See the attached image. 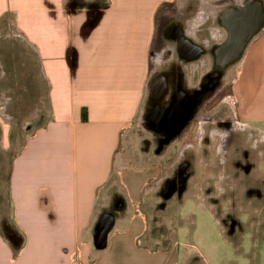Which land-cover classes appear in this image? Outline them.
<instances>
[{
    "label": "crops",
    "instance_id": "1",
    "mask_svg": "<svg viewBox=\"0 0 264 264\" xmlns=\"http://www.w3.org/2000/svg\"><path fill=\"white\" fill-rule=\"evenodd\" d=\"M193 1L0 0V82L30 77L47 99L44 123L20 134L8 165L14 101L0 90V264H71L77 251L82 264L173 263L171 250H149L143 211L160 166H124L117 152L123 133L174 93L170 77L193 88L206 56L225 70L234 33L252 36L234 61L235 106L226 102L264 144V0ZM178 37L205 51L201 60L183 56Z\"/></svg>",
    "mask_w": 264,
    "mask_h": 264
},
{
    "label": "rangeland",
    "instance_id": "2",
    "mask_svg": "<svg viewBox=\"0 0 264 264\" xmlns=\"http://www.w3.org/2000/svg\"><path fill=\"white\" fill-rule=\"evenodd\" d=\"M188 2L193 6V0ZM193 11H185L184 19L191 17ZM167 13L168 20H175L174 9ZM202 16L204 14L199 17ZM160 23L158 20L157 30ZM207 57L206 66L198 77L200 92L208 93L201 111H209L223 99L224 103L235 106L232 83L237 66L233 64L217 71L220 80L211 82L213 86L220 85L213 92L208 86H202L206 73L218 70ZM34 84L30 77H6L0 82V90L11 89L9 97L14 101L8 110L14 117L10 124L8 165L21 144L17 142L20 134L27 136L46 119L41 102H47L44 88L41 86L38 93ZM16 96L22 98L15 102ZM36 107L39 108L36 118L24 123L22 128L21 118H29ZM144 118L145 114L123 133L117 153L124 166L149 170L159 165L160 178L167 176L160 183H149L146 187L148 193L151 192L142 210L149 219V250H171L174 260L170 263L169 256V264H264V144L261 136L257 132L242 131L234 112L225 105L211 117L215 123L211 129L215 128L222 138L211 141L205 137L198 148L184 151L182 148L189 141L184 140L189 138L192 127L182 139L178 136L172 139V135L162 138L156 131L155 135L149 134L146 125L141 124ZM198 131L201 129L196 133ZM180 152L183 155L179 159ZM1 185L3 188V182ZM151 187L153 190L148 189ZM10 229V216H7L9 235ZM153 260L151 258L149 263L156 264Z\"/></svg>",
    "mask_w": 264,
    "mask_h": 264
},
{
    "label": "flooded vegetation",
    "instance_id": "3",
    "mask_svg": "<svg viewBox=\"0 0 264 264\" xmlns=\"http://www.w3.org/2000/svg\"><path fill=\"white\" fill-rule=\"evenodd\" d=\"M173 29L170 27V29L167 32V36L175 37L177 38L176 32L173 34ZM178 45L183 49L185 46L182 45L183 39L178 37ZM181 41V42H180ZM196 47L195 53L191 52L192 48H185V53H181L183 56H186L187 58H192L196 61L201 60V58L205 55V51L201 52V49L198 48L197 45H193ZM198 59V60H197ZM187 60V59H185ZM236 62H231L230 64H227L225 66V70L235 64ZM224 66L225 62L222 64ZM219 70H214L206 73L204 81H202V86L207 87L208 89H212L213 92H215L216 88L218 86H213V82H211L213 79L220 80V77L217 78L218 74L220 72H217ZM171 81L172 87L175 88L173 91L174 93H171L168 89L167 94L164 98H161L156 102L155 105L150 107L147 114H145L144 121L141 124H145L148 130L150 131L149 134H154L155 131L159 133V136L162 138H167L169 135H172V138L175 136H178L179 138H183L182 136L188 128H191L190 130V136L188 139H185L184 142H188L185 144V146L182 148L184 151L188 150L189 148H198L201 139L204 140L205 137H208L209 140L213 141V139H220L222 138L220 135L217 134V130L211 129L215 126V123L211 120L212 114L214 111H216L221 106H228V104L224 103V99L218 104L210 109L209 111H201L203 102L207 99L208 95L206 96L207 91L200 92L201 91V85L198 82V77H196L194 80L197 81V85H195L193 88L184 87V90L178 89L176 83L178 81L175 80ZM212 85V87H210ZM178 89L177 91H175ZM159 94V93H158ZM200 126V128H199ZM198 129H201V131H196ZM216 131L211 136V132ZM210 132V133H209ZM196 133V135H195ZM153 135V137H154ZM195 135V137H194ZM194 137V138H193ZM169 138V139H170ZM193 138L192 140H190ZM219 151V146L214 150V157ZM178 154V153H177ZM183 155V152H180L178 155V158L180 159ZM167 178V176H164L161 178L160 181H163ZM150 192V191H149Z\"/></svg>",
    "mask_w": 264,
    "mask_h": 264
},
{
    "label": "water",
    "instance_id": "4",
    "mask_svg": "<svg viewBox=\"0 0 264 264\" xmlns=\"http://www.w3.org/2000/svg\"><path fill=\"white\" fill-rule=\"evenodd\" d=\"M180 34V31L178 32V35ZM250 33L248 36L246 35L245 38L238 39L235 36V33L231 36L230 40L226 43V45L223 47L224 50L230 51L231 50V60L236 61L238 60L241 56L242 53L244 52L248 42L251 39Z\"/></svg>",
    "mask_w": 264,
    "mask_h": 264
},
{
    "label": "bare ground",
    "instance_id": "5",
    "mask_svg": "<svg viewBox=\"0 0 264 264\" xmlns=\"http://www.w3.org/2000/svg\"><path fill=\"white\" fill-rule=\"evenodd\" d=\"M203 18H204V16H202ZM200 18V17H199ZM202 20V18L200 19V21ZM253 39V38H252ZM251 40V39H250ZM249 44V43H248ZM182 45L183 46H185V48L187 47H189V48H192V50H191V52H193V53H195V49H196V47L195 46H193V45H191V43L189 42V41H186V39H184L183 41H182ZM247 47V46H246ZM181 48V47H180ZM185 48L183 49V51H181L182 53H185ZM218 63H224L223 61H218Z\"/></svg>",
    "mask_w": 264,
    "mask_h": 264
},
{
    "label": "built area",
    "instance_id": "6",
    "mask_svg": "<svg viewBox=\"0 0 264 264\" xmlns=\"http://www.w3.org/2000/svg\"><path fill=\"white\" fill-rule=\"evenodd\" d=\"M71 264H82L81 255L78 251L71 256Z\"/></svg>",
    "mask_w": 264,
    "mask_h": 264
},
{
    "label": "trees",
    "instance_id": "7",
    "mask_svg": "<svg viewBox=\"0 0 264 264\" xmlns=\"http://www.w3.org/2000/svg\"><path fill=\"white\" fill-rule=\"evenodd\" d=\"M86 112H85V110H83L82 111V113H81V120H82V122H85L86 121Z\"/></svg>",
    "mask_w": 264,
    "mask_h": 264
}]
</instances>
